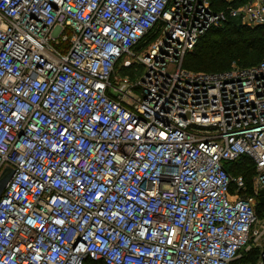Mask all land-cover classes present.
I'll return each instance as SVG.
<instances>
[{
    "label": "built area",
    "instance_id": "2783aa9c",
    "mask_svg": "<svg viewBox=\"0 0 264 264\" xmlns=\"http://www.w3.org/2000/svg\"><path fill=\"white\" fill-rule=\"evenodd\" d=\"M221 1L0 0V264H264V54L181 66L264 25V0Z\"/></svg>",
    "mask_w": 264,
    "mask_h": 264
},
{
    "label": "trees",
    "instance_id": "16d2710c",
    "mask_svg": "<svg viewBox=\"0 0 264 264\" xmlns=\"http://www.w3.org/2000/svg\"><path fill=\"white\" fill-rule=\"evenodd\" d=\"M210 2L214 7H221L220 0ZM142 44L144 43L139 46ZM263 54L264 25L250 28L231 19L222 26L210 28L200 36L193 48L184 55L181 66L191 71L218 72L228 69L232 62L239 67L257 64ZM225 169L233 177L241 175L245 181L246 193H251L254 166L249 158L242 156L236 161L227 162ZM257 213L261 214L258 208ZM256 257L257 249H252L231 264H252ZM93 264L103 263L98 261Z\"/></svg>",
    "mask_w": 264,
    "mask_h": 264
},
{
    "label": "water",
    "instance_id": "95a60500",
    "mask_svg": "<svg viewBox=\"0 0 264 264\" xmlns=\"http://www.w3.org/2000/svg\"><path fill=\"white\" fill-rule=\"evenodd\" d=\"M12 173V168L9 166H5L0 172V196L4 190V187ZM259 202L264 204V189H260L259 191ZM252 205H255V201L251 202Z\"/></svg>",
    "mask_w": 264,
    "mask_h": 264
},
{
    "label": "rangeland",
    "instance_id": "374dc122",
    "mask_svg": "<svg viewBox=\"0 0 264 264\" xmlns=\"http://www.w3.org/2000/svg\"><path fill=\"white\" fill-rule=\"evenodd\" d=\"M219 3H220V6H223V3H222V1H221V0H220V2H219ZM249 27H250V28H253V26H249ZM231 65H236V66H239V65H237V64H236V63H234V62H232V63H231ZM231 65H230V66H231Z\"/></svg>",
    "mask_w": 264,
    "mask_h": 264
}]
</instances>
